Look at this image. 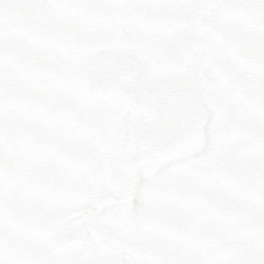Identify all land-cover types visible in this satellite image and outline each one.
I'll list each match as a JSON object with an SVG mask.
<instances>
[{"label":"rangeland","instance_id":"374dc122","mask_svg":"<svg viewBox=\"0 0 264 264\" xmlns=\"http://www.w3.org/2000/svg\"><path fill=\"white\" fill-rule=\"evenodd\" d=\"M207 1L211 33L182 28L188 0H0V264H264V0ZM98 55L198 91L201 152L143 163L122 103L80 92Z\"/></svg>","mask_w":264,"mask_h":264},{"label":"water","instance_id":"95a60500","mask_svg":"<svg viewBox=\"0 0 264 264\" xmlns=\"http://www.w3.org/2000/svg\"><path fill=\"white\" fill-rule=\"evenodd\" d=\"M34 2L36 7L41 6L40 0H34ZM128 66L131 69V66ZM125 86L118 90H125L123 93L138 97V91L133 89L130 84L127 83V87ZM141 104L143 106L147 104V107L152 105V109L149 111V117L151 118L145 119L143 117L147 130L143 138L138 140L139 147L136 149L137 155L142 157L144 162L164 161L179 153H184L186 156L201 149L200 135L204 120L201 118L199 120V116H197L198 118L193 124L195 126L190 127L188 124V120L198 114L199 104L197 99L192 102L186 100V95L180 96L176 92H154L151 95L148 94L141 101ZM190 114H193V116ZM129 119L133 122H140L137 116L131 115ZM189 140L193 141L188 142Z\"/></svg>","mask_w":264,"mask_h":264},{"label":"flooded vegetation","instance_id":"af4514ba","mask_svg":"<svg viewBox=\"0 0 264 264\" xmlns=\"http://www.w3.org/2000/svg\"><path fill=\"white\" fill-rule=\"evenodd\" d=\"M196 4H197V7H196ZM185 5H187V7L185 8V13L190 18L189 22L183 21L182 23V28L186 30V33H188L187 28L189 26L196 27L198 30L201 29L202 32H207V33L212 32V27L210 25H207V23L210 24L214 19L210 3L207 0H188V3H186ZM147 11H148V14L151 13L149 8L147 9ZM197 15L200 18H196ZM157 16L155 17V19L157 18ZM147 21L148 22L145 24H148L151 22V20H147ZM159 21H161V24L159 25L161 30L165 27H168V25L165 24L164 19L160 18ZM179 30H181V28L174 26L171 28V30L165 31L166 32V33L164 32L165 35L161 37L162 40H167V34H170L172 37L182 40L184 43H187L189 40H191V38H194V36L191 38L189 36L190 39H187V36L185 35V33H178ZM197 36L198 37L202 36V33L197 32ZM179 46L181 49L182 46L181 45Z\"/></svg>","mask_w":264,"mask_h":264},{"label":"bare ground","instance_id":"6f19581e","mask_svg":"<svg viewBox=\"0 0 264 264\" xmlns=\"http://www.w3.org/2000/svg\"><path fill=\"white\" fill-rule=\"evenodd\" d=\"M128 11H129V10H128ZM128 11H127V12H128ZM90 27H91V25L89 26V28H90Z\"/></svg>","mask_w":264,"mask_h":264}]
</instances>
